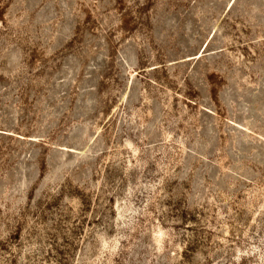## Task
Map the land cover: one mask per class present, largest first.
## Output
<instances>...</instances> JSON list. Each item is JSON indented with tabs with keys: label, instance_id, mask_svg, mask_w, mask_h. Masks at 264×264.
<instances>
[{
	"label": "rangeland",
	"instance_id": "374dc122",
	"mask_svg": "<svg viewBox=\"0 0 264 264\" xmlns=\"http://www.w3.org/2000/svg\"><path fill=\"white\" fill-rule=\"evenodd\" d=\"M0 264H264V0H0Z\"/></svg>",
	"mask_w": 264,
	"mask_h": 264
}]
</instances>
